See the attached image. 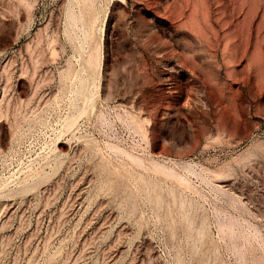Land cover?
Segmentation results:
<instances>
[{
	"label": "rangeland",
	"instance_id": "1",
	"mask_svg": "<svg viewBox=\"0 0 264 264\" xmlns=\"http://www.w3.org/2000/svg\"><path fill=\"white\" fill-rule=\"evenodd\" d=\"M0 264H264V0H0Z\"/></svg>",
	"mask_w": 264,
	"mask_h": 264
},
{
	"label": "bare ground",
	"instance_id": "2",
	"mask_svg": "<svg viewBox=\"0 0 264 264\" xmlns=\"http://www.w3.org/2000/svg\"><path fill=\"white\" fill-rule=\"evenodd\" d=\"M238 39H239V37H235L234 39L232 38L231 40H230V42H228V45L229 44H234V45H238V43L240 44V41H241V39L238 41ZM239 57H241V56H239ZM237 60V59H236Z\"/></svg>",
	"mask_w": 264,
	"mask_h": 264
}]
</instances>
